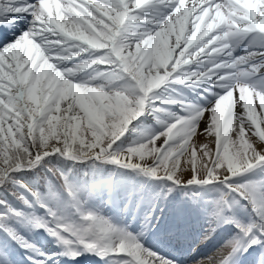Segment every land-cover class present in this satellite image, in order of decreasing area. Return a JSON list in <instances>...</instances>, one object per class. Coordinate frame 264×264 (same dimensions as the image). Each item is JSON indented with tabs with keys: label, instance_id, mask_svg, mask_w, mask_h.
Returning <instances> with one entry per match:
<instances>
[{
	"label": "snow or ice",
	"instance_id": "1",
	"mask_svg": "<svg viewBox=\"0 0 264 264\" xmlns=\"http://www.w3.org/2000/svg\"><path fill=\"white\" fill-rule=\"evenodd\" d=\"M193 219L264 264V0H0V264H179Z\"/></svg>",
	"mask_w": 264,
	"mask_h": 264
},
{
	"label": "rangeland",
	"instance_id": "2",
	"mask_svg": "<svg viewBox=\"0 0 264 264\" xmlns=\"http://www.w3.org/2000/svg\"><path fill=\"white\" fill-rule=\"evenodd\" d=\"M11 255H12V257H13L14 259L18 256V254H17L16 252H13V251H11Z\"/></svg>",
	"mask_w": 264,
	"mask_h": 264
}]
</instances>
